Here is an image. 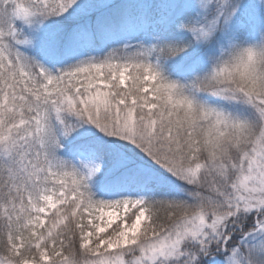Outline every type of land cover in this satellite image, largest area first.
Wrapping results in <instances>:
<instances>
[{
	"label": "snow or ice",
	"instance_id": "snow-or-ice-1",
	"mask_svg": "<svg viewBox=\"0 0 264 264\" xmlns=\"http://www.w3.org/2000/svg\"><path fill=\"white\" fill-rule=\"evenodd\" d=\"M0 264H264V0H0Z\"/></svg>",
	"mask_w": 264,
	"mask_h": 264
}]
</instances>
